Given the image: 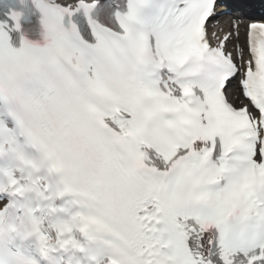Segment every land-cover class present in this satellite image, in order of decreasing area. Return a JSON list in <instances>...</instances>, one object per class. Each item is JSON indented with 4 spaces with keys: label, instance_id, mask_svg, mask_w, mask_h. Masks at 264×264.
Masks as SVG:
<instances>
[{
    "label": "snow or ice",
    "instance_id": "1",
    "mask_svg": "<svg viewBox=\"0 0 264 264\" xmlns=\"http://www.w3.org/2000/svg\"><path fill=\"white\" fill-rule=\"evenodd\" d=\"M259 7L0 0V264H264Z\"/></svg>",
    "mask_w": 264,
    "mask_h": 264
}]
</instances>
